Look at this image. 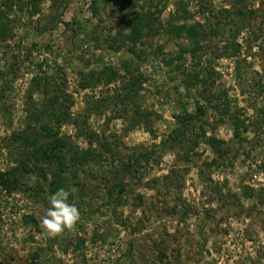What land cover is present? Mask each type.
I'll return each mask as SVG.
<instances>
[{"label": "rangeland", "instance_id": "374dc122", "mask_svg": "<svg viewBox=\"0 0 264 264\" xmlns=\"http://www.w3.org/2000/svg\"><path fill=\"white\" fill-rule=\"evenodd\" d=\"M0 17V264H264V0ZM55 171L80 219L48 238Z\"/></svg>", "mask_w": 264, "mask_h": 264}, {"label": "clouds", "instance_id": "9594fccd", "mask_svg": "<svg viewBox=\"0 0 264 264\" xmlns=\"http://www.w3.org/2000/svg\"><path fill=\"white\" fill-rule=\"evenodd\" d=\"M70 191L59 188L49 198V206L40 221L43 234L55 238L71 229L80 219V213L75 204L69 202Z\"/></svg>", "mask_w": 264, "mask_h": 264}, {"label": "trees", "instance_id": "16d2710c", "mask_svg": "<svg viewBox=\"0 0 264 264\" xmlns=\"http://www.w3.org/2000/svg\"><path fill=\"white\" fill-rule=\"evenodd\" d=\"M35 2V0H31V3H34ZM2 18L0 17V20H1ZM124 26H128L130 29H131V31H132V34L134 35V36H138L140 33V28H141V21H137L136 19H126V20H124ZM148 21L147 20H144V23L149 27V23H147ZM192 30V32H194V29H191ZM198 76L199 75H197V74H192V81L193 82H195V83H199V79H198ZM185 117H187V118H189V116L188 115H185ZM180 136V132H178L177 131V134H176V137L177 136ZM178 136V137H179ZM52 144L53 145H55V147L57 146V144H58V147H59V143L56 141V142H52ZM207 144L211 147V149L213 150V151H215L217 154H219L220 155V153L222 152V151H220V148H219V146L216 144V140L215 139H213V138H211V139H207ZM224 152V151H223ZM57 154L58 153H55V157H57ZM61 159H62V157H60ZM58 159V158H57ZM61 159H58V160H61ZM63 164H61V166H62ZM61 187H64L66 190H69L70 191V196H71V192H74V191H76L78 188H76V187H78V185H77V183L76 182H73V186L71 187V189L73 190H71V189H69V187L67 186V184H66V182H63L62 181V177L60 176V173L59 172H54L53 174H52V180H51V182L49 183V188H50V193L51 194H54L59 188H61ZM74 188H76V189H74ZM76 195H82L83 194V191H79V192H76L75 193Z\"/></svg>", "mask_w": 264, "mask_h": 264}]
</instances>
